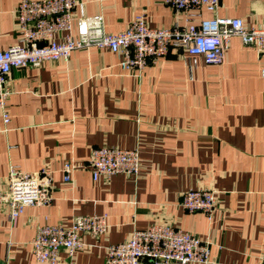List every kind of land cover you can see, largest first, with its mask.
Returning <instances> with one entry per match:
<instances>
[{"label": "crops", "instance_id": "crops-1", "mask_svg": "<svg viewBox=\"0 0 264 264\" xmlns=\"http://www.w3.org/2000/svg\"><path fill=\"white\" fill-rule=\"evenodd\" d=\"M81 1L86 14L103 13L111 32L140 12L151 26L167 27L176 18L160 0ZM17 2L0 0V48L18 41ZM203 13L264 27V0H221ZM119 59L106 48H77L68 60L10 70L7 123L0 112V187L11 163L39 172L42 182L47 169L53 198L26 205L14 227L0 205V264H44L31 250L36 226L69 225L76 215L93 213L106 214L108 228L97 237L81 233L77 264H104L108 244L151 223L207 237L209 264H264V73L256 50L233 35L223 62L196 55L191 71L175 49L141 74L124 71ZM100 145L139 148L138 175L94 179L84 164ZM65 160L77 165L69 181ZM204 185L216 196L211 220L180 205L184 189Z\"/></svg>", "mask_w": 264, "mask_h": 264}, {"label": "built area", "instance_id": "built-area-1", "mask_svg": "<svg viewBox=\"0 0 264 264\" xmlns=\"http://www.w3.org/2000/svg\"><path fill=\"white\" fill-rule=\"evenodd\" d=\"M170 4L176 18L170 26L149 25L146 14H136L127 27L117 32L107 31L103 13L86 14L81 0H18L15 7L18 41L0 48V112L9 121L7 98L10 88L7 77L12 68L24 67L42 60H68L77 48H106L120 55L119 65L124 71L141 74L149 65L171 50L182 52L189 70L196 64V55L206 62L221 63L230 38L238 35L243 44L252 46L263 60L264 27L244 25L239 16H205L204 10L214 12L221 0H160ZM183 16V18H180ZM183 21H182V20ZM181 21L183 23H181ZM77 165L65 160L64 180L71 179ZM84 166L94 179H108L116 173L136 177L140 168L139 148L100 145L91 149ZM27 171L11 163L0 187V205L5 206L11 227L26 205H48L53 194L50 170ZM180 205L188 211H201L211 220L216 211L214 189L208 185L184 189ZM108 228L106 214H78L69 225L61 222L40 223L30 240L35 260L44 264H77L73 256L84 241L82 232L94 237ZM64 248L66 256L61 258ZM210 263V241L189 230L167 223H151L134 227L127 239L106 246L104 264ZM264 262V256H263Z\"/></svg>", "mask_w": 264, "mask_h": 264}]
</instances>
